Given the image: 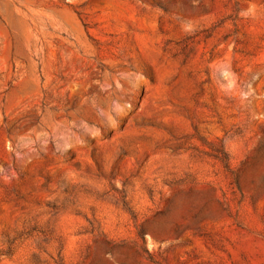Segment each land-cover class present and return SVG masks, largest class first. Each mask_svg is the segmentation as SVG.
I'll return each mask as SVG.
<instances>
[{
  "label": "rangeland",
  "instance_id": "rangeland-1",
  "mask_svg": "<svg viewBox=\"0 0 264 264\" xmlns=\"http://www.w3.org/2000/svg\"><path fill=\"white\" fill-rule=\"evenodd\" d=\"M0 264H264V0H0Z\"/></svg>",
  "mask_w": 264,
  "mask_h": 264
}]
</instances>
